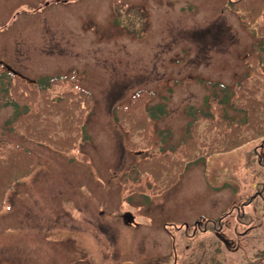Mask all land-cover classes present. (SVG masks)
<instances>
[{"label": "rangeland", "instance_id": "1", "mask_svg": "<svg viewBox=\"0 0 264 264\" xmlns=\"http://www.w3.org/2000/svg\"><path fill=\"white\" fill-rule=\"evenodd\" d=\"M230 1L0 0V63L30 82L76 74L93 98L84 135L66 136L70 152L10 130L15 108L1 104L5 151L20 147L39 161L17 155L34 170L2 181L0 264H216V255L217 264H264V167L246 159L262 139L191 164L163 194L139 189L152 177L145 159L181 144L187 110L209 112L206 99L220 93L211 85L233 88L245 58L258 55ZM6 77L9 99L21 109L33 102L35 114L28 89ZM141 90L166 114L122 126L116 107ZM206 122L194 129L197 143ZM257 150L264 161V146Z\"/></svg>", "mask_w": 264, "mask_h": 264}, {"label": "trees", "instance_id": "2", "mask_svg": "<svg viewBox=\"0 0 264 264\" xmlns=\"http://www.w3.org/2000/svg\"><path fill=\"white\" fill-rule=\"evenodd\" d=\"M228 7L238 13L242 23L252 29V33L259 40L256 48L258 55L245 58L247 72L233 88L221 84L211 85L213 88L217 87L220 93L206 99L205 106H208L209 112L204 108L194 107L187 110L192 120L187 126L181 144L170 147L172 153L145 159L149 163V174L152 173V177L146 182L142 181L139 189L153 190V194L150 195H160L170 190L179 182L191 164L206 161L209 157L217 154L231 152L260 139H262V144L260 143L261 145L256 146L254 150L248 151L246 159L249 160L254 156L257 157L256 163L263 160L259 151H255V149L264 146V0H234L229 2ZM0 69H5L2 63H0ZM0 76V85H2L0 87L2 95L0 108L2 103L4 107L13 106L15 108L14 116L6 122V126H9L10 130L20 129L31 140L34 139L41 144L53 146L54 149L61 152H70L76 147L73 140L66 143V136L70 133L84 135V117L93 104L92 94L77 83L76 74L45 76L36 82H30L16 72L8 70L6 76L17 79L21 85L28 89L29 97L36 100L37 112L35 114L33 113V102L27 103L21 109L18 101L12 102L9 99L11 93L4 81V79L7 80V77L1 73ZM59 87L65 89L58 92ZM154 96L153 92L137 91L127 103L116 107L117 121L122 126L129 120L141 122L142 115H146L151 121L161 120L166 114L165 105L150 106ZM75 102H80V104L74 108L72 104ZM81 103H84L82 107ZM78 110L82 112L79 113ZM213 111L219 114L217 118L213 116ZM230 111L237 113L238 116L231 117ZM31 116L38 119H30ZM205 120L207 122L203 129V138L197 143L194 129L196 131L201 129L200 126ZM167 136L170 134L167 133ZM192 141L196 144L193 145ZM3 143L0 142V189L5 183L2 181L6 178L29 177L34 166L32 164L31 168L27 167L29 162L26 160L28 158H35L39 161L35 154L22 150L20 147L6 152L4 148L7 147V144ZM185 146L188 147L185 149L187 152L184 158L177 156V150ZM163 151H165V147ZM17 155L25 156L26 160L18 159ZM162 158L166 162L159 166L153 164L154 160L159 161ZM259 165L261 164L259 163ZM262 166L264 167L263 161ZM259 174L260 172L254 168V175ZM148 182H150L149 186ZM4 196H1L0 193V211L5 203ZM254 199L256 198L253 197L251 203Z\"/></svg>", "mask_w": 264, "mask_h": 264}, {"label": "flooded vegetation", "instance_id": "3", "mask_svg": "<svg viewBox=\"0 0 264 264\" xmlns=\"http://www.w3.org/2000/svg\"><path fill=\"white\" fill-rule=\"evenodd\" d=\"M262 161H263V160H262ZM262 161L259 162L261 165H262ZM263 162H264V161H263ZM261 188L263 189L262 186H261ZM260 195L262 196V194L259 193V196H257V197H260ZM257 197H255V198H257ZM244 208H245V207L239 208V209H238V212H239V211H240V212L242 211L244 214H246L245 211H244V210H245ZM217 225H218V226H217L218 230H219V228H222V229H223V221L220 220L219 223H218ZM222 236H223V237H226V236L224 235V233L222 234ZM216 257H217V258L215 259V263L217 264V263L219 262V259H220V258H219L218 255H216Z\"/></svg>", "mask_w": 264, "mask_h": 264}]
</instances>
